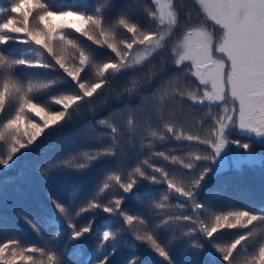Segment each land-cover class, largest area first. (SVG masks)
<instances>
[{
    "label": "snow or ice",
    "instance_id": "1",
    "mask_svg": "<svg viewBox=\"0 0 264 264\" xmlns=\"http://www.w3.org/2000/svg\"><path fill=\"white\" fill-rule=\"evenodd\" d=\"M189 7L0 0V171L78 121L69 136L80 146L25 168L47 183L111 161L86 197L77 182L63 198L49 191L38 215L18 209L35 239L0 237V264H114L123 251L124 264H150L141 246L176 264L177 243L189 264H264V205L201 199L210 177L264 146V0ZM145 183L159 187L142 192Z\"/></svg>",
    "mask_w": 264,
    "mask_h": 264
},
{
    "label": "trees",
    "instance_id": "2",
    "mask_svg": "<svg viewBox=\"0 0 264 264\" xmlns=\"http://www.w3.org/2000/svg\"><path fill=\"white\" fill-rule=\"evenodd\" d=\"M190 0H184V7L190 10ZM127 82L126 78H122L117 82L116 86H123ZM124 102L137 105V98L123 97ZM120 106L119 101H112L104 112V115L112 107ZM138 119H143V115L137 112ZM83 119H91L90 116L84 115ZM79 121L65 129L64 138H50L42 141L36 148L29 153L24 160L34 163L35 161H46L55 159L67 150L70 143L75 142L76 146H80L83 142L76 140L75 137L69 136L73 132L74 127H78ZM175 142H172L174 145ZM169 145H157L158 149H163ZM257 159L252 163H245L239 170L229 167V170L223 172L218 177H210L204 191L201 193V199L216 208L227 209L229 206L239 207H256L264 205V146L257 145L255 147ZM24 160H21L15 168L7 171H0V181L6 180L7 177H13L11 183L0 184V237L5 236L8 232L19 233L26 239H35V234L25 224L19 216L17 210L23 209L32 215H38L42 206L47 205V194L49 191L60 197H65L71 191V186L80 182L78 194L81 198L88 195L94 186L97 177L104 168L111 166V161L105 160L101 164L94 166L88 173L83 176L76 173H60L57 172L53 178L44 183L40 181L35 170H27L24 166ZM159 186L145 185L142 192L151 191ZM62 241L61 246L63 243ZM94 246V242H90ZM141 252L143 261H150V264H163L159 257L154 254H147L143 246ZM127 251L121 252L114 258V264H124L127 257ZM173 256L176 264H189L191 257L185 254V245L177 243ZM76 259L75 255L71 257Z\"/></svg>",
    "mask_w": 264,
    "mask_h": 264
},
{
    "label": "rangeland",
    "instance_id": "3",
    "mask_svg": "<svg viewBox=\"0 0 264 264\" xmlns=\"http://www.w3.org/2000/svg\"><path fill=\"white\" fill-rule=\"evenodd\" d=\"M259 155H257V157H258ZM257 159V158H256Z\"/></svg>",
    "mask_w": 264,
    "mask_h": 264
}]
</instances>
